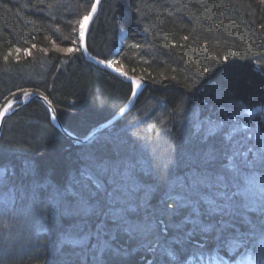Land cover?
Segmentation results:
<instances>
[{
    "label": "trees",
    "instance_id": "16d2710c",
    "mask_svg": "<svg viewBox=\"0 0 264 264\" xmlns=\"http://www.w3.org/2000/svg\"><path fill=\"white\" fill-rule=\"evenodd\" d=\"M92 3L0 0V110L37 92L81 138L123 107L131 84L79 50ZM99 6L87 50L114 56L144 89L127 115L81 146L52 127L38 101L9 117L0 139V264L264 256V167L230 166L225 137L232 124L247 125L231 113L235 103L264 106V0ZM195 113L222 127L198 132Z\"/></svg>",
    "mask_w": 264,
    "mask_h": 264
},
{
    "label": "water",
    "instance_id": "95a60500",
    "mask_svg": "<svg viewBox=\"0 0 264 264\" xmlns=\"http://www.w3.org/2000/svg\"><path fill=\"white\" fill-rule=\"evenodd\" d=\"M101 1L102 0H93L90 10L85 16L88 17V23L86 25L81 27L85 17L82 18L80 21L78 27L79 50H81L82 56L85 61H89L96 68H100L109 73L111 72L112 74L116 75L119 79L131 84L132 93L130 94L128 100L125 102L123 107L116 113H114V115L110 119L102 122V124L96 125L85 136L80 138L73 134L70 130L68 131L65 127H63L59 116H57L55 107L51 104L47 97H44L43 95H40L37 92L26 91L24 93H28V95H24V93L14 95V98L8 100L0 110V113H3V115L0 116V139L4 131V125L9 119V117L13 116L15 112L24 109L25 106L32 101H38L43 106H45L48 111L52 127H54L57 132L60 133L64 138L71 141L74 145L78 146L90 143L96 137L97 134L101 133L103 130L109 127H112L114 123L120 121L132 109L135 104L136 98L144 89L145 82H143L138 76L129 73L124 66H120L114 56H112L109 61H105L97 59L96 57L90 54L89 50H87V36L91 29V25L96 19ZM134 81L138 83H134ZM9 103L12 104L11 108H8ZM6 108L8 109L7 111H5Z\"/></svg>",
    "mask_w": 264,
    "mask_h": 264
},
{
    "label": "rangeland",
    "instance_id": "374dc122",
    "mask_svg": "<svg viewBox=\"0 0 264 264\" xmlns=\"http://www.w3.org/2000/svg\"><path fill=\"white\" fill-rule=\"evenodd\" d=\"M118 35L121 40L125 38V31L122 26H119ZM120 66L123 65L121 64ZM232 112L235 119L244 120L247 125L232 124L227 129L225 137L232 142L231 151H233L229 156V165L244 164L249 168L253 167V169L256 165L264 167V126L260 127L264 122V106H256L254 109H250L241 103H235L232 107ZM195 115L194 128L198 132L211 135L214 132H218L222 127L219 122L215 123L203 118L199 119L196 113ZM259 121H262L261 124ZM195 259L197 258L191 256L184 262H181V264H264V256H260L259 258H252L250 256L240 257L236 262L223 261L217 256L202 262Z\"/></svg>",
    "mask_w": 264,
    "mask_h": 264
},
{
    "label": "snow or ice",
    "instance_id": "6c2138e0",
    "mask_svg": "<svg viewBox=\"0 0 264 264\" xmlns=\"http://www.w3.org/2000/svg\"><path fill=\"white\" fill-rule=\"evenodd\" d=\"M93 10H94V7H93ZM88 23V17H85V19H84V21H83V24L81 25V27H83L84 25H86ZM68 52H71L72 50L71 49H68L67 50ZM27 54V53H26ZM134 83H138V82H135L134 81ZM24 95H28V93H24ZM12 107V104L11 103H9V105H8V108H11ZM8 109L6 108L5 109V111H7ZM3 115V113H0V116H2Z\"/></svg>",
    "mask_w": 264,
    "mask_h": 264
}]
</instances>
